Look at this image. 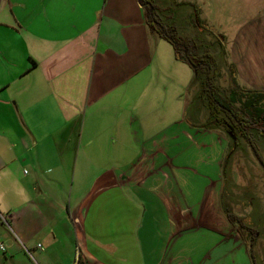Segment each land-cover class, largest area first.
<instances>
[{"label": "crops", "instance_id": "crops-1", "mask_svg": "<svg viewBox=\"0 0 264 264\" xmlns=\"http://www.w3.org/2000/svg\"><path fill=\"white\" fill-rule=\"evenodd\" d=\"M242 29L233 74L264 92L248 81L264 54ZM193 77L138 0H0V264L250 253L222 210L228 144L190 109Z\"/></svg>", "mask_w": 264, "mask_h": 264}, {"label": "rangeland", "instance_id": "rangeland-1", "mask_svg": "<svg viewBox=\"0 0 264 264\" xmlns=\"http://www.w3.org/2000/svg\"><path fill=\"white\" fill-rule=\"evenodd\" d=\"M169 1L154 0V4L158 6L159 10L164 11L163 8L169 5ZM175 2L179 3L177 22L181 30L184 27L183 32L187 33L189 39H193L197 43V53L209 54L213 58L206 59V64L210 65L212 73L215 72L213 77L214 93L218 101L223 105H229L231 99L228 97L234 91L241 95H245L244 93L247 91L250 92L251 89L249 90L244 85L247 77L241 78L238 82L233 74V66L228 57V50L233 44L230 39L233 35L230 37L229 34L238 32L240 26L243 28L241 32L247 35L254 34L253 31L257 28L255 26H258L260 30L263 29L264 32V0H174L173 3ZM184 3L193 4L196 9L191 5L186 6ZM167 9L169 10V7ZM170 15L172 16V14ZM181 17H186V19H180ZM187 19L190 21L189 24L186 22ZM262 35L261 32L255 33L252 38L255 37V40L259 42L257 46L253 47L259 48L261 54H264V34L262 33ZM189 66L194 74L192 66ZM248 77V81L254 85L264 87V76L252 74ZM200 93L199 83H191L187 94L190 97L189 105L192 111L200 110ZM239 104L242 105V101ZM239 104L235 106H240ZM203 111L205 110L203 109ZM188 117L190 118L189 114ZM193 118L195 119V117ZM204 119L205 113L199 121L203 123ZM180 128L178 125L170 124L165 133H177ZM218 130L222 134L219 135L222 141H227L228 149L231 148L229 134L224 130ZM252 132L257 133L255 130ZM250 137L251 146L239 138L240 144L232 150L230 169L228 175L223 177L222 188L225 191V201L231 213L243 218V223L250 224L255 230V233L252 232L255 239L251 247L250 231L244 229L243 232L241 230L240 233H237L235 230L239 228L238 225L233 227L235 228L233 229L234 234L247 241L252 253L246 254L244 246L236 245L239 247L238 250L233 249L232 246L228 248L231 254H224V262L218 261L215 264H264V168L261 165V163L264 164V137L258 133L252 134ZM224 246L225 243L218 247L217 254L221 253Z\"/></svg>", "mask_w": 264, "mask_h": 264}, {"label": "trees", "instance_id": "trees-1", "mask_svg": "<svg viewBox=\"0 0 264 264\" xmlns=\"http://www.w3.org/2000/svg\"><path fill=\"white\" fill-rule=\"evenodd\" d=\"M138 1L144 8L145 22L148 30L157 33L160 37L170 42L174 47L176 57L193 67L194 79L192 83H199L201 90V105L207 113L202 126L209 129H221L228 134L230 133L228 136L231 139V148L227 150L222 164V175L223 177L227 176L231 165L232 150L240 144L239 138L247 145L251 146L252 142L250 136H252V134L256 135L258 133L264 137V93L251 90L250 92L247 91L244 93L245 95H241L234 91V93H231L228 97L231 99V104H221L214 93L215 84L213 82V77L215 72L212 73L210 71V65L206 64V59L209 60L213 58L209 56V54L197 53V43L193 39H189L187 33L183 32L184 27L181 30L177 22V17L179 15L177 6L179 3H173L174 0H168L169 5L163 8L165 9L164 12L157 8L158 6L154 4V0ZM185 4L186 3H184V5ZM189 5L194 7L193 4H186V6ZM168 7L169 10L167 9ZM170 14H172V16ZM182 18L186 19V17H181L180 19ZM186 22L189 24V19H187ZM241 101L242 105L239 104ZM236 104L240 106H235ZM254 130L257 131V133H253L252 131ZM224 192L223 189L221 205L226 218L233 226L238 225L239 228L235 230L237 233H240L241 230L243 232L244 229L250 231V246L252 247L255 239L252 232L255 233V230L252 229L250 224H244L242 221L243 218L231 213L225 201ZM250 252L252 253L251 248ZM250 255L253 257L252 254Z\"/></svg>", "mask_w": 264, "mask_h": 264}, {"label": "built area", "instance_id": "built-area-1", "mask_svg": "<svg viewBox=\"0 0 264 264\" xmlns=\"http://www.w3.org/2000/svg\"><path fill=\"white\" fill-rule=\"evenodd\" d=\"M38 247H40V244H37ZM6 251L5 245L0 242V253H4Z\"/></svg>", "mask_w": 264, "mask_h": 264}, {"label": "water", "instance_id": "water-1", "mask_svg": "<svg viewBox=\"0 0 264 264\" xmlns=\"http://www.w3.org/2000/svg\"><path fill=\"white\" fill-rule=\"evenodd\" d=\"M192 68H193V67H192ZM229 134H230V133H229ZM259 162H261V161H259ZM261 165H262V166H263V168H264V164H262V163H261Z\"/></svg>", "mask_w": 264, "mask_h": 264}]
</instances>
